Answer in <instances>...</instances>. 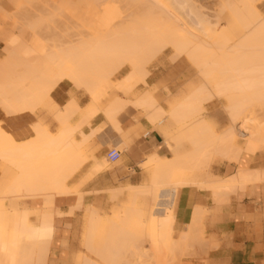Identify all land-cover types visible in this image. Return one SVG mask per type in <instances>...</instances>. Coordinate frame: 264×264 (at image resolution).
Here are the masks:
<instances>
[{"label":"bare ground","instance_id":"1","mask_svg":"<svg viewBox=\"0 0 264 264\" xmlns=\"http://www.w3.org/2000/svg\"><path fill=\"white\" fill-rule=\"evenodd\" d=\"M10 1L15 5L16 0ZM146 1L67 0V3L75 5L78 11H88L87 13L82 11V13L87 15L85 17L87 19H84V17L81 19H89L92 22L90 25L93 27L95 25V30L92 28L90 30V27H88L90 32L86 29L88 32L84 33L86 34L84 36L82 33V35L80 33H72L71 35L73 38L80 37L77 39L78 41L87 40L82 41L83 43L80 42L81 44L79 43L78 46H67L64 44L66 47L60 48L59 51L55 50L52 54L42 55V57L37 54L41 59L45 57L46 60L43 61H47V66H45L47 72L42 77L31 78V76L26 75L23 78H6V80L0 76V108L7 115H19L27 111L35 113L40 105L45 103L47 106L50 104L49 107L53 106L51 108L56 109H53L54 112L56 111V116L60 115L65 121L61 120L65 127L58 136L50 134L41 125H34V137L27 143H18L0 126V160L11 163L19 172L16 180L9 185L5 195L0 198L1 202L4 203H2V218L0 221V264H46L56 230L55 216L53 215H43L39 227H29L28 212L23 209L13 223L11 240L9 241L10 229H6L7 225L4 221V216L7 213L5 210L6 199L14 198L20 200L24 198L50 197L55 201L56 197L72 195L75 192L68 187V181L73 176L71 173L79 170L87 162L79 150L80 144L74 138L77 128L75 132V128L68 123L69 117L71 119V115H76L81 108L79 109L78 104H75L76 101H72L69 103L71 107L69 104L67 106L68 112L64 113L52 101L51 93L64 81L75 83L79 89L83 87L85 88L84 90H89V88L91 90L92 88V90L97 91L126 65H131L141 73L142 77H146L148 74L146 66L153 62L156 56H160L159 54H162L169 46H172L174 50L173 62L176 63L184 57H188L199 69L204 82L185 103L174 109L170 114L171 117L168 119L170 123L176 128L179 127L178 124L180 125V133L171 136L168 131L165 135V145L174 156L173 159H166L157 152H152L142 162V165L146 168L144 184L141 186L128 185L124 188L115 189L112 191L113 199L117 200L125 192H131L135 203L141 195L158 196L161 190L180 186L182 188H209L213 191V197L216 200L213 202L218 203L223 199L227 200L233 193L236 194L237 191L241 190L240 187L264 181V171H238L236 175L222 180H212L208 174V168L213 158L239 164L243 152L258 154L264 149V120L258 121L254 118L256 113H264V17L254 6L256 0H227L225 6L233 7L236 22L232 25L229 24L225 30H222L224 28L219 29L220 13L216 12L213 16L216 21H211V18L203 14L200 7L194 2L197 0H154L153 6L155 8L157 7L156 2L163 7L161 9L158 7L160 10L156 8V11ZM69 11L67 14L70 13ZM0 12L7 15L10 19V14L1 7ZM71 13L70 18L68 16L69 19L79 14L78 12L76 14ZM79 16L75 18L79 19ZM75 18L72 20H75ZM11 19L13 20L12 17ZM2 20L3 17H0L1 24H3ZM92 20L98 24L99 28L96 24H93L95 22ZM77 23L80 25L81 22ZM25 31L27 33L28 30ZM3 34L9 38V43H16L15 35L9 36L6 33H0L1 36ZM25 34L21 35L25 36ZM213 35L217 38L216 41L222 44L215 45L214 48L210 45L209 47L212 48L210 49L204 45V42L208 41V38L214 40ZM22 36H19L18 45H21L20 41L22 39L20 40V38ZM82 36L84 39H82ZM205 37H208V40H205ZM70 42L68 43L70 44ZM18 45L14 46V48L16 47L15 50L12 47L13 50L10 49L8 45L13 54L20 55L18 57L17 55L13 56L12 52L7 51L10 56H6L8 58H5L6 63L1 59L0 72L3 64H14L16 60H13L22 56L18 51L27 52L26 46H21V48ZM17 46L20 47V50L17 49ZM32 50L46 53L48 49H45V47L40 48L39 45L37 49L31 48ZM25 55L28 56L27 54ZM43 64L46 65V62L41 65L43 66ZM37 65V69L33 67V74L43 69L40 68V64ZM55 68L58 69L59 73L53 77L51 73ZM28 79L31 80L30 87L25 86V83L23 84ZM126 92L128 93V90ZM124 94L126 95V93ZM143 96L140 100L129 103L135 107L142 108L152 126L166 121V112L158 104L154 96L151 93H146ZM223 96H227L226 98L229 100L230 105L226 110H228L230 115L232 127L218 135L208 120L202 117L195 119L194 116L196 117L202 113L200 105L203 102H210L213 98H221ZM45 101H48V103ZM113 102L109 108H106L105 113L102 112L107 115V119H110L112 123L116 121L117 115L123 108L127 107L123 99L117 98ZM72 105H75L74 108ZM95 111H91V114L89 113V120L86 117L89 122L98 115L99 111ZM74 112L76 113L74 114ZM185 121H189V125H186ZM182 122H185V124L183 125ZM80 126L78 129L81 131L82 127L80 128ZM239 138L246 139L244 147L239 145ZM184 150H187L184 154H178V152ZM194 172L197 173V180H192L191 178ZM78 196V204H82L84 201L83 197H81L80 193H78ZM134 203L133 207L126 208L125 212H122L119 218H116L120 220L119 222L108 220L110 224L108 236L111 234L109 237L113 238L112 242L114 243L118 235H113L112 237V234L117 233V231L122 234L127 229L126 235L124 233L123 235L125 236L121 235L122 237H127L124 238L121 244L123 245L125 240L129 238L131 240V237H133L134 255L139 256L138 254H142L141 256H144L146 254L147 258L149 256L152 257L151 253L155 254L158 251L156 244L158 246L173 237V222L175 220L173 221L174 218L167 217L147 219L144 211L135 207ZM196 210L194 209V211ZM198 210L200 211V209ZM94 211L93 214L95 213ZM199 211L194 212V221L188 229L186 239L180 240L184 245L182 247V254L185 253L184 257L188 256L186 252L189 253V250L195 247H198V249L204 248V243L207 244L205 248L209 247L208 242H204V231L203 227H201L203 224L200 223L201 220H204H200V218H204L200 217L203 211ZM61 215V213L58 214V216ZM91 217L92 223L91 225L89 224L90 234L88 238L90 246L94 242L92 236L103 225V217L101 215L97 213V215ZM10 222L11 219L9 217L8 224ZM129 230H133L131 231L132 236ZM113 231L115 232L113 233ZM121 236L120 238H122ZM128 236L131 237L128 238ZM106 241L107 244L105 243L106 245L104 244L103 248H99L100 252L92 247L93 245L90 248H93L92 250L94 251L96 250L94 252L95 256L98 253L100 255H97L103 256L102 258H117L120 250L115 255L116 249L114 253L112 252L113 249L111 250V240L108 239L104 242ZM119 242L120 240H118ZM150 243L152 244L149 252L148 250L145 252V249L148 248L145 245ZM131 244L132 242L128 243V247ZM113 245L115 246V243ZM120 245H118V249ZM124 248L126 251L127 248ZM151 248H153V252ZM166 254L167 256L176 255L169 246L165 249ZM165 255L153 256V259H160V256L165 257ZM141 256L137 258V262L140 261L141 263L142 258L146 257H142L140 260ZM123 257L126 258V256ZM102 258L100 257L99 259L102 260ZM166 259H169V257H166ZM111 260L110 263L108 260L107 262L104 259L102 261L106 264H111ZM116 260H119V258ZM116 263L118 264V261L112 264ZM165 263L168 264L166 261L162 262V264ZM83 264L98 263L85 258ZM156 264L158 263L156 262Z\"/></svg>","mask_w":264,"mask_h":264},{"label":"rangeland","instance_id":"2","mask_svg":"<svg viewBox=\"0 0 264 264\" xmlns=\"http://www.w3.org/2000/svg\"><path fill=\"white\" fill-rule=\"evenodd\" d=\"M226 1L227 0H225V1H223V0H197L194 2L200 7L203 14H205L211 18L210 19L211 21H213V20L216 21V19L213 17L216 14V12L220 13L219 15L221 16L220 18L222 20L220 19L219 29L224 28L222 30H225V28H227L229 24L232 25L236 22L233 7L232 6H229V7L225 6ZM146 2L150 3L149 4L150 6H153V4H154V0L153 1L148 0ZM66 3H67V0H16L15 5H13V3L10 0H0V7L4 11H6L8 14H10V16L13 18V20L11 19V17L9 19V17H7V15H4L3 13L0 12V17H3V20H2L3 24H1V22H0V33H6L9 36L15 35V37H16V43H14V44L13 43L11 44L7 40H4L0 37V41L3 42L2 46H4L3 51L0 53V63H1V59H3V62H5V60H6L5 58H7L6 56L10 54L8 52H12V50H13L12 48H14V46L18 45L19 36L24 35L26 33L25 30H28V31L25 34V36H22V38H20V40L22 39L20 41L21 45H18V46H20V47L26 46V48L29 50L28 51L26 49V51L29 54L27 52H25V50H24L25 53H23V51H18V50H20L19 49L20 47L17 46L18 50L16 49V51L21 53L22 56L17 58L20 54L19 55L16 54L17 57L13 60V61L16 60L14 62V64H3L2 68H1L2 70L0 72V76L2 79L3 78H5V79L6 78L7 79L8 78L19 79V78H23L26 75L31 76V78L42 77L47 72L46 67H45V66H47V61H43V60H46L45 57H43L44 59H41L42 55H45L48 53L52 54L55 50L59 51L60 48L62 49V47H66L65 45H67V46L68 45H71V46L77 45L78 46L80 42L83 43L82 41L87 40V39H84V37H83L84 35H86L84 33L88 32V31H86V29L89 30L88 27H90V30H91V28L92 29L95 28V25H94V27L90 25V24H92V22H90L89 19L84 20V19H87V18H85V17H87V15L84 13L85 12L87 13L88 11L82 10L83 12L85 11L84 13H82L81 10L78 11V9L75 5H70L67 3L69 5L68 6ZM261 3H262V0H256L254 2V6H255L256 10L264 17V12H262L260 10ZM155 4H157L156 5L157 10H160L162 7L161 4L158 5L157 2ZM67 6H68V8H67ZM153 8L156 11V8L154 6H153ZM69 10H72V11H69ZM68 11L70 13L74 12L75 14H76V12H78L79 14L76 16L74 15L75 17H77L81 14L82 15L79 16V19L78 18L76 19L75 17H72V16H71L72 18L69 19L70 13L67 14ZM74 13H71V14H74ZM163 13H165V12H163ZM68 16H69V18H68ZM83 17H84V19H81ZM73 18H75V20H72ZM80 19H81V21H80ZM85 21H87V22H85ZM77 22H79V23L81 22L80 25ZM93 22H95V21H93ZM93 24H96V22ZM96 26H98V24H96ZM33 27H35V28H33ZM8 28L11 30H9ZM98 28H99V26H98ZM22 29H23V31H22ZM90 30H89V32H90ZM96 30H97V28H96ZM2 31H4V32H2ZM20 31H21L22 35L20 34ZM219 31H221V30H219ZM23 32H25V33H23ZM72 33L73 34L74 33H78V34L80 33V35L83 34L82 39H84V40L78 41L77 39L80 38L78 36L74 37V38L71 37ZM3 35H5V34H3ZM202 38L204 39V37H202ZM205 38H206L205 40L209 39L208 41L204 42V45L206 47H209L211 45V47L214 48L215 45L222 44V43L216 41L217 38L215 36H214V40H212V38H208V37H205ZM68 42H70V44ZM206 42H210V43L212 42V44L206 43ZM8 45L10 46L9 48L12 49L11 51L8 48ZM11 45H13V46H11ZM39 45H40V48L45 47V49L46 48L48 49L46 51V53H41V52H37V51L35 52L33 50L31 51V48L34 47L37 49L39 47ZM42 45H44V46H42ZM169 47H168V49L164 50L162 54H159L160 56H156V59L153 62H151L150 64H148L146 66V70L148 71V74L146 77H142L141 73L137 69H134V67H132L131 65H126L123 69L120 70V72L117 73V75L111 81L107 82L105 85L100 87L97 91H95L94 89L92 90V88L90 90V88H89L91 95L89 94L88 89L84 90L85 88H83V87H82V89H79V87L76 86L75 83L73 84L70 81H65V82H68L69 85L73 88V90L75 92L73 94V99L76 100L77 96L85 97L87 102H89L90 104L92 103V101H99L101 99V101H99L98 105L102 110L106 109L117 98H121V99L125 100L126 105L131 106L129 108L134 109V111L136 112V121L139 123H142L147 128V129L146 128L142 129L143 136H145L148 131L152 130L151 129L152 125L148 121L144 110L142 108H136L133 104H131L129 102L139 100L146 93H152L154 98L156 95L160 100H162V101L165 100L164 102H160L158 100H156V101L165 110L166 116H167L166 121H164L163 123L156 124L155 126H159L158 129H156L154 127L153 128L159 132V134L161 135V139L163 141L162 150L160 151L159 154L166 159H173L174 156L167 149V147L165 145V139L164 138H165V135L168 131L170 132L171 136H173L175 133H177L178 130H180V125L178 124V126H179L178 128L172 129V127H174V126L170 123V121L168 119H169V117H171L170 114L173 112L174 107L180 105L181 103H184L189 97H191L192 93H195L194 91L197 88L202 86L204 80L200 75L199 69L193 64V62L188 57L183 58L182 62H180V64H179V66H181V67L178 70L175 69L176 65L174 64L173 59H172L173 55H174V50H173L172 46H169ZM6 48L9 50H7ZM15 48H14V50H15ZM210 49H212V48H210ZM21 50H23V49H21ZM12 54H13V52H12ZM25 54H27L28 56H26ZM37 54L41 57H39ZM16 55H15V53L13 54V56H16ZM39 62H42V63L46 62V65L43 64V66H42L41 65L42 63H39ZM35 64L36 65L40 64L41 65L40 68L41 69L43 68V69L38 71V72H35L33 74V69L36 68ZM37 66L39 67V65H37ZM166 69H168V72L162 77L160 75V73H161V71H164ZM189 70L191 71L190 77H189ZM58 73H59L58 69L55 68L51 74L54 77ZM152 74L157 76V78L155 79L154 82L149 84L146 79L148 77H150ZM24 83H25V86L30 87L31 80L28 79L27 81L23 82V84ZM129 84H130V86H129ZM127 90H128V93L126 92ZM124 93H126V95ZM226 97L223 96L221 98L220 97L219 98H213L210 102H203L200 105L201 106L200 111L202 112L201 113L202 115L199 114L196 117L194 116L195 119H199L201 117L206 119V120L209 119V121H208L209 124L213 123L215 126L214 130L216 131V134H220L222 131L228 129L232 123V122L230 123V121H231V119L229 117L230 115L228 113V110H226V108H228L230 105L229 100ZM45 102L48 103V101H45ZM49 105L47 106V104L42 103L40 105L39 109L35 113H33V115H35V117H37V119H38L37 125L43 126L49 133L57 136L64 130V125H63L64 123L63 122H65V121H63V119L60 115L58 116L59 118H61L59 120V118L56 116V111L54 112V110H53L55 108L52 109L51 107H53V106L49 107ZM86 107H88V106H86ZM67 108L68 107L66 106L64 109H67ZM62 109L63 108H60V110H62ZM223 110L226 112L223 113ZM0 112H1L0 117L14 116V115H7L5 112H3V110L1 108H0ZM27 112H30V111H27ZM81 114H83V113H81ZM101 115L104 118L103 114H101ZM71 116L72 117H71V119L69 117L70 121L68 120V122L72 123V126L75 128V132H76V128H77V132L75 133V136L77 138V136L80 133L82 134V132L85 128L91 126V122L88 121L90 116H88V114H87L88 120H87V118H86L87 121L84 120L87 123L83 121L82 124H78L80 122L79 113H76V115H74V116L72 114ZM254 118L257 119L258 121H262V120H264V113H256ZM185 122L187 123L186 125H189V121H185ZM185 122H182L183 125L185 124ZM164 123L165 124L169 123L171 129H169L164 134H162V128L164 126H161V125ZM73 124H77V125H73ZM0 126H1V124H0ZM79 126H80V128L82 127L81 131L78 129ZM34 131L35 130H33V132ZM128 136H129V134L125 136V139ZM134 137H136V138L140 137L138 131L136 133H134ZM238 141L240 142L241 146H245L246 139L239 138ZM130 144H131V142H129V143L124 142V144L122 146L116 147V149L121 151L122 154L125 152L130 153V151L131 152L133 151V150H131ZM82 146L83 145H81V147ZM113 148H115V147H110L109 149H113ZM186 151L187 150L180 151V152H178V154H180V153L184 154ZM247 155H254V154L243 152L242 158L244 156H247ZM101 162H103L105 164L104 169L98 167V165ZM5 163L14 167L9 162H5ZM96 164H97V168H96L97 172H95V174H98V173H100L106 169H109L110 171H117L118 169H120L123 166V160L120 159L116 164L110 165L108 163V160L106 159V155H104L102 158V161H96ZM141 165L142 164H140V168L143 170V176H145L146 175L145 174L146 168L143 165L142 166ZM228 165L234 166V165H238V164H234V163H231L229 161H221L220 162L219 158H213L211 160L209 168H208V174H210L211 179L216 180V179H214L213 176L221 178V170ZM1 167L3 170H5L7 168V165L2 163ZM9 169L12 172L14 171L13 168L9 167ZM80 169L81 168H79V170ZM79 170H77L74 173H71V174H73V176L69 179V181L78 173ZM124 170H125V173L129 174L127 169H124ZM132 174H134L133 171H131V173L129 175H132ZM196 175H197L196 172H194L192 174V177H191L192 180L198 179ZM191 178H190V180H191ZM7 188H8V186L5 187L4 189L0 190V198H2L5 195ZM194 188H197L198 190L211 191V189H209V188L208 189H204V188L200 189L198 187H194ZM169 189H182V187L178 186V187H172ZM71 190L75 192V193H73L75 195H78V193H80L82 195L81 197H83V200H84L85 195L82 192H80L78 187L71 189ZM211 192H213V191H211ZM103 195H105L106 197L103 198L102 204H98V205H94V204L88 205L87 204V205H85L83 202L82 204H77L75 207L77 209L76 210H75V208L71 209L72 211H70V213L68 214L69 216H73L75 218V222H74V226H73V229L75 232V236H74L75 247L73 248V250L71 252L70 264H83L85 258H89V259L97 262L98 264H106L105 262H107V260L110 263V259L113 260V261L111 260L112 263L118 261V264L119 263L120 264L121 263L122 264H125V263L126 264H130V263L131 264H137V263L138 264H145V263L146 264H156V262L158 264H162V262L164 263L165 261L168 262V264H172V262H173V264H189L188 260L190 257L193 256V253L186 252V254L188 256L184 257L185 253L182 254V247H184L183 243H181L180 241H174V240H172V238H170L171 240L169 239L167 241H164L163 243L159 244L158 246L156 244V248L158 247V251H157L158 254H157V252H155V254H152L150 251L151 255H153L155 257H158L157 255H162V254L165 255V249L168 246L170 249L173 250V252H175L176 255H174V256H172V255L167 256V254L165 255V257L160 256V259H161V257L164 258V260L162 258V260L159 261L161 263L158 262V260H160L159 258L156 259L154 257L155 259H153V256L152 257L149 256L150 257V260H149V257L147 258L145 253H144L145 254L144 256H141L142 254L141 255L138 254L139 256H141L139 258L140 260L142 257H145V256L146 257L142 258L143 260H141L142 261L141 263H140L139 259H138L139 262H137V258L139 256H137L136 254L134 255L135 249L133 250V248L135 246L133 244L134 240H132L133 237H131L132 236L131 231H133V230H131V231L129 230L131 236H128V238L131 237L132 241L129 238L128 240H125V242H123L124 243L123 245L121 243H122V241H124V238H127V237H122L121 235H123V233L125 234L127 229L124 230L122 234L120 231L118 232L117 230H115V231H117V233L115 231H113V233L114 232L115 233L112 234V237H113V235L114 236L118 235L117 238L114 237L117 240V241L116 240L114 241V243H115V246H114L113 245L114 243L112 242L113 238L109 237L111 234L109 233L110 235L108 236V231H109V227H110L108 220H113L115 222L120 221L119 219H116V218H119L120 214L122 212L123 213L125 212L126 196L125 197L123 196V197L119 198L118 200H115V199H113V195L111 192H105V193H103ZM10 199L9 200L6 199L5 210L7 211L8 214L6 213L4 216V221L7 225L6 229H8V230L10 229V234L8 237L9 241L11 240V230H12L13 223H14L15 219L22 213L21 211L23 209L27 210V212H28V225L31 228H37L41 225L43 215L55 216L54 222H55L56 218H62L65 216L59 210L53 209L51 207H47V208L40 210V211H38L37 209L35 211V209L30 208V202L33 201V199H42V200H45V201L51 202V203L55 202L50 197L24 198V199H20V200L14 199V198H10ZM140 199L145 200L146 205L143 206L142 204H140V202H139ZM156 199H157V196H154V195H152V196L141 195L139 198H137V201L134 203L135 204L134 206L137 208H140L144 211L145 218L152 219L153 218L152 208L154 207ZM4 202H5V200H4ZM221 202H224V199ZM2 203L3 202H1V200H0V221L2 218V212H1ZM80 205H82V207H80ZM93 211L95 212L94 214H93ZM77 212H80L81 214L75 215ZM117 212H120V213L116 214ZM60 213L62 215L58 216V214H60ZM97 213L103 217V225L101 227H99V230H97L95 235H93L94 237L92 236V238L94 239L93 240L94 242L92 243L93 246L92 245L91 246L99 250V248H103L107 244V241L106 242H104V241L110 239L112 246H113V247L111 246V250L113 249L112 252L114 253L116 251L114 253L116 255L118 253L117 251L120 250L119 254H117L118 257L117 258L115 257L114 259L112 257L102 258L103 256H98L100 254L97 253L98 255L96 254V256H98L99 258L101 257L102 260L104 259L105 262H103L101 259H99L98 257L95 256L94 252L96 250L95 251L92 250L93 248H90L91 246L88 244V238H89V234H90L89 233L90 232L89 226L92 223V219H91L92 217L91 216L94 217V215H97ZM9 217L11 219V222L8 224ZM55 225H56V222H55ZM79 230L81 231V235H79ZM125 235H123V236H125ZM120 236L122 238H120ZM118 240H120L119 243H118ZM131 242L133 245L131 244L128 247V243L130 244ZM52 243H53V241H52ZM125 243H126V245H125ZM151 244L152 243L145 245V246H148V248L145 249V252H147V250L149 252ZM118 245H120L121 248L119 247V249H118L117 248ZM122 246L126 247L128 250L126 249V251H125L124 250L125 248ZM121 249H123V251H121ZM152 249L153 248H151V250ZM100 251L101 250H99V252ZM153 251L154 250H152V252ZM162 251H164V252H162ZM92 253H94V254H92ZM150 253H148V255H150ZM132 255H134V256H132ZM123 256H126V258ZM136 256H137V258H135ZM166 257H169V259H166ZM106 258H107V260H106ZM118 258H119V260H116ZM123 258H124V261L122 262ZM129 259L131 261L133 260L132 261L133 263ZM134 259H135V261H134ZM129 261H130V263H128ZM169 262H171V263H169ZM165 264H167V263H165Z\"/></svg>","mask_w":264,"mask_h":264},{"label":"crops","instance_id":"3","mask_svg":"<svg viewBox=\"0 0 264 264\" xmlns=\"http://www.w3.org/2000/svg\"><path fill=\"white\" fill-rule=\"evenodd\" d=\"M4 36L5 35L1 36L3 37L2 39L9 41V38ZM2 44L3 42L0 41V52L4 49ZM182 60L183 59L174 63L176 65L175 69L178 70L181 67L179 64ZM167 72L168 69L161 71L160 75L163 77ZM190 76L191 71L189 70V77ZM156 78L157 76L152 74L146 80L150 84L154 82ZM74 93L69 83L64 81L51 93V99L57 107L60 108H65L70 105V102L76 101L75 104H78L79 109L81 108L80 111H78L80 119L78 124H81L84 119L86 120L87 114L90 116L96 108V111H99V113L90 121V127L85 128L82 134H79L77 138L74 136L75 141H78L77 143L80 144L79 150L86 158L87 162L68 182V187L71 189L79 188L80 192L85 195L83 201L85 205H98L103 203V198L106 197L103 195L105 192L112 193L113 190L124 188L128 185H143L145 176H143V170L140 168V164L144 162L150 153L157 152L159 154L162 150L163 141L161 135L154 129H158L159 126H151L152 124L150 123L152 130L148 131L147 134L143 136L142 129L146 127L142 123L136 121V112L134 109L129 108L131 106L126 105L127 107L125 106L126 108H123L117 115L116 121L114 122L115 125L110 119H107V115L104 114L106 109L102 110L99 107L98 103L101 99L99 101H92L90 104L85 97L77 96L76 100L73 99ZM155 100L160 102L165 101L160 100L156 95ZM130 102L133 103L136 101ZM111 104L109 106H111ZM181 104L174 107V109L180 107ZM109 106L107 108H109ZM61 111L65 113L68 112V109H62ZM75 113L76 112H74V114ZM101 114H103L104 118ZM0 124L2 129L10 134L18 143H27L34 137L33 126L38 124V119L33 113L26 112L20 115L0 117ZM164 124L161 125L164 126L162 128V134L171 129L169 123ZM70 125L73 127L72 123ZM210 125L214 129V124L212 123ZM231 127L232 123L228 129ZM173 128L175 129L176 127L174 126L172 129ZM137 131L140 135L139 138L134 137V133ZM178 133H180V130L174 135ZM128 134L129 136L125 139V136ZM124 142H131L130 147L133 151L122 154L121 160H123V166L117 171L106 169L95 174V172H97L96 161H102L103 156L107 154L110 147H120ZM81 145L85 146L81 147ZM260 152L261 153L258 154L244 156L241 158L238 165L226 166L221 170V178L212 176L216 180H222L236 175L238 171H264V149ZM2 163L7 165L5 170L1 167ZM9 167L13 168L14 171H10ZM98 167L104 169L105 164L101 162ZM124 169H127L129 174L131 171H133L134 174L129 175L125 173ZM18 175L19 172L17 169L0 160V190L7 186L9 187V185L16 180ZM240 189L241 190L237 191L236 194L233 193L229 196L227 200L224 199V203H214L213 201L215 199L213 197V192L198 190L194 187L164 189L161 190L157 196L154 207L152 208V215L153 217L174 218L173 221L175 220V223L173 222L172 239L180 241L184 238L186 239L188 229L194 221V212L199 211L198 209H200L199 212L203 211V214L201 213L202 216L200 215V217H204L200 218V220L204 219L200 222L204 225H201L204 231L203 239L204 242H208L209 247L212 248H205L207 244L204 243V248L201 247L198 249V247H195L196 249L193 248V251L189 250V252L193 253V256L188 260L189 264H264V181L247 184L244 187H240ZM124 194L122 197L126 196L125 207H132L134 203L133 193L125 192ZM119 198H121V196ZM78 200V195H69L56 197L53 203L42 199H33V201L30 202V208L35 209V211L36 209L40 211L47 207H51L59 210L65 215L62 218L55 219L56 230L46 264H70L71 252L75 247V232L73 229L75 218L68 214L71 209L76 207ZM139 202L143 206L146 205L143 199H140ZM194 209L197 210L194 211ZM118 213L120 212L116 214ZM79 214L81 213L77 212L75 215ZM79 235H81L80 230Z\"/></svg>","mask_w":264,"mask_h":264},{"label":"built area","instance_id":"4","mask_svg":"<svg viewBox=\"0 0 264 264\" xmlns=\"http://www.w3.org/2000/svg\"><path fill=\"white\" fill-rule=\"evenodd\" d=\"M122 157V152L116 148L109 149L106 154V159L110 165L116 164Z\"/></svg>","mask_w":264,"mask_h":264},{"label":"snow or ice","instance_id":"5","mask_svg":"<svg viewBox=\"0 0 264 264\" xmlns=\"http://www.w3.org/2000/svg\"><path fill=\"white\" fill-rule=\"evenodd\" d=\"M260 10H261L262 12H264V0H262V3H261V5H260Z\"/></svg>","mask_w":264,"mask_h":264}]
</instances>
